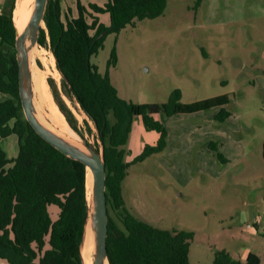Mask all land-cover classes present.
I'll return each instance as SVG.
<instances>
[{
    "label": "rangeland",
    "instance_id": "obj_1",
    "mask_svg": "<svg viewBox=\"0 0 264 264\" xmlns=\"http://www.w3.org/2000/svg\"><path fill=\"white\" fill-rule=\"evenodd\" d=\"M76 2L86 5L94 0H58L61 14L75 16ZM193 3L167 0L161 17L105 34L101 49L91 58L118 97L133 104L165 103L173 90L180 92L182 104L232 96L224 107L230 115L222 123L214 121L217 108L178 118L156 116L166 130L167 146L129 167L122 196L135 218L159 229L193 233L189 264H212L216 251L237 260L252 252L264 264V0H202L196 11ZM99 20L108 26L107 15ZM41 29L46 33L44 23ZM31 56L56 115L61 113L49 81L56 85L83 140L100 152L92 123L62 95L61 74L50 50L36 44ZM153 138L158 139L157 133L146 131L134 118L123 147L125 161L137 157L145 145H154ZM12 140L0 141V149L5 145L11 156L16 152L11 150ZM209 142L224 163L213 156ZM246 225L253 230L246 231Z\"/></svg>",
    "mask_w": 264,
    "mask_h": 264
},
{
    "label": "trees",
    "instance_id": "obj_2",
    "mask_svg": "<svg viewBox=\"0 0 264 264\" xmlns=\"http://www.w3.org/2000/svg\"><path fill=\"white\" fill-rule=\"evenodd\" d=\"M201 3L194 0L193 10ZM166 7L167 0H94L86 5L76 2L72 16L70 12L61 14L58 0H47L43 16L47 31L40 29L37 38V45L48 48L55 59L62 95L79 106L101 144L108 264H189L193 233L159 229L135 218L124 203L122 182L130 166L165 150L167 133L156 116L178 118L217 108L214 121L222 123L230 115L224 109L232 100L230 95L182 104L180 92L173 90L162 104L126 102L118 97L107 74L101 75L91 62L102 47L101 33L117 34L136 22L161 17ZM14 8L15 0H5L0 13V93L8 96L0 102V138L13 135L18 147L11 159L0 149V260L8 264H81L80 244L88 214L85 167L41 139L23 117L14 49ZM102 15L108 16V26L100 22ZM110 58L114 65L113 52ZM48 85L65 122L83 140L56 85L53 81ZM134 118L146 131L156 132L158 139L127 162L123 147ZM84 124L90 131L88 123ZM208 147L219 162H225L213 142ZM261 156L264 162V142ZM212 264L261 262L252 252L240 262L225 251H216Z\"/></svg>",
    "mask_w": 264,
    "mask_h": 264
},
{
    "label": "water",
    "instance_id": "obj_3",
    "mask_svg": "<svg viewBox=\"0 0 264 264\" xmlns=\"http://www.w3.org/2000/svg\"><path fill=\"white\" fill-rule=\"evenodd\" d=\"M47 0H34L30 17L26 27L18 32L15 29L14 49L18 74V97L25 121L32 130L51 147L74 161H77L92 174V199L91 206L88 205L87 219L84 225L80 251L83 245L85 228L91 225L94 235V251L92 264H104L107 260L106 236H107V205L105 194V166L102 150L96 152L94 148L81 144L89 154L64 142L37 120L33 106L31 87L30 63L27 55L26 41L31 45L37 44V38L43 23ZM105 35L101 33L100 36ZM88 204V203H87ZM81 258V254H80ZM108 262V260H107ZM81 264L83 260L81 258Z\"/></svg>",
    "mask_w": 264,
    "mask_h": 264
},
{
    "label": "bare ground",
    "instance_id": "obj_4",
    "mask_svg": "<svg viewBox=\"0 0 264 264\" xmlns=\"http://www.w3.org/2000/svg\"><path fill=\"white\" fill-rule=\"evenodd\" d=\"M34 0H17L16 6L13 10L12 18L14 22L15 29L20 32L22 31L29 20L31 6ZM36 47L31 45L30 42L26 41L27 55L30 63V75H31V87H32V96H33V106L34 112L37 120L55 134L57 137L62 139L64 142L78 148L86 154H89L88 151L80 144L78 138L75 136L74 132L69 128L65 122L63 116H57L54 112L53 106L50 100V96L46 91V85L44 83V77L41 74V71L38 68L32 67V50ZM55 107V106H54ZM44 110H47V114H43ZM85 187H86V196L87 203L91 206L92 199V174L87 169L85 176ZM91 225L88 224L85 228V235L83 238V245L81 247V258L84 264H91V255L94 251V235ZM104 264H108L107 260L104 261Z\"/></svg>",
    "mask_w": 264,
    "mask_h": 264
},
{
    "label": "crops",
    "instance_id": "obj_5",
    "mask_svg": "<svg viewBox=\"0 0 264 264\" xmlns=\"http://www.w3.org/2000/svg\"><path fill=\"white\" fill-rule=\"evenodd\" d=\"M4 3H5V0H0V13H1V10L3 9V6H4ZM0 102H2L3 100H6L7 98H8V96H6V95H4V94H1L0 93ZM202 112H198V113H195V115H200ZM193 115V114H192ZM142 125V124H141ZM141 128V127H140ZM142 128H143V126H142ZM144 129V128H143ZM10 137H13V138H15V141L14 140H12L11 141V150L12 151H14V150H16V152L11 156L10 154H9V151H7V148L5 147V145H4V147H2V151H5V156H6V158H8V159H11V158H14V157H16V155H17V152H18V147H17V138L15 137V136H13V135H11V136H9V137H7V138H4V139H8V138H10ZM3 139H1L0 138V141H2ZM155 141V138H153V140H152V142H154ZM156 141H157V139H156ZM155 141V142H156ZM207 141V140H206ZM139 144H140V142H139ZM138 143H137V148L140 146ZM141 144H143V142L141 143ZM155 144V143H154ZM204 145H206V142H204ZM140 149V148H139ZM152 156H150L149 158H147V160L148 159H150ZM126 177H127V175H126ZM126 177H125V179H126ZM124 179V180H125ZM123 180V181H124ZM123 197V196H122ZM123 200H124V203H125V205H126V202H125V199L123 198ZM247 251L244 253V255H243V257H241V258H238V260L240 261V262H243L244 261V259H245V257H246V255H247ZM259 257V256H258ZM259 259H260V262H261V258L259 257ZM261 264H262V262H261Z\"/></svg>",
    "mask_w": 264,
    "mask_h": 264
},
{
    "label": "built area",
    "instance_id": "obj_6",
    "mask_svg": "<svg viewBox=\"0 0 264 264\" xmlns=\"http://www.w3.org/2000/svg\"><path fill=\"white\" fill-rule=\"evenodd\" d=\"M245 230L246 231H252L253 230V227H251L250 225H246L245 226Z\"/></svg>",
    "mask_w": 264,
    "mask_h": 264
}]
</instances>
